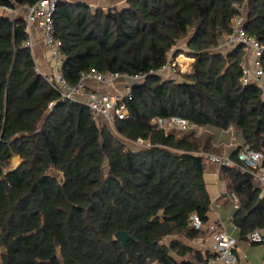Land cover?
Wrapping results in <instances>:
<instances>
[{"label": "trees", "instance_id": "obj_1", "mask_svg": "<svg viewBox=\"0 0 264 264\" xmlns=\"http://www.w3.org/2000/svg\"><path fill=\"white\" fill-rule=\"evenodd\" d=\"M37 1L0 0V7ZM242 5L247 32L264 41V0H127L108 10L59 2L55 29L69 83L90 68L148 73L133 87L119 135L85 104L60 99L36 71L24 16L0 13V264L207 262L209 254L185 240L202 234L192 213L208 222L211 207L201 153L216 149L213 134L197 128L233 126L241 144L264 154V92L240 81L243 46L219 49ZM183 39L196 58L193 73L167 79L158 70L185 53L177 47ZM170 115L193 128L166 133L151 123ZM138 138L152 145L127 146ZM15 154L21 164L5 171ZM229 155L238 161V149ZM221 173L238 196L233 220L247 239L264 229V197L238 167ZM118 230L133 236L126 250Z\"/></svg>", "mask_w": 264, "mask_h": 264}, {"label": "built area", "instance_id": "obj_2", "mask_svg": "<svg viewBox=\"0 0 264 264\" xmlns=\"http://www.w3.org/2000/svg\"><path fill=\"white\" fill-rule=\"evenodd\" d=\"M85 2L92 9L98 8L95 2L84 0H38L32 5L19 6L24 8V18L27 22L29 38L25 45L34 53L33 32L38 28L52 61L49 70H45L36 62V71L43 75L45 79L59 92L62 101H77L85 104L92 112L93 119L99 126L106 125L119 135L116 125L119 120L127 119L131 115L130 100L133 96L135 84L142 83L148 73H128L122 71H100L90 68L83 71L77 84H71L63 72L64 55L62 53V41L56 36L55 14L59 2ZM105 2L109 0H96ZM248 0H245L247 2ZM115 4H109L103 8H113ZM6 12H13L15 9L2 6ZM239 13L232 20V32L222 37L219 49L228 50L237 46H243L245 55L243 56L240 81L243 85L255 84L264 92V41L247 32L245 28V6H239ZM176 62L171 60L164 65L158 73L175 70ZM54 103L50 105L52 107ZM151 123L158 129L166 133L173 131H185L193 128L191 121L180 115H170L167 117L158 116L152 119ZM196 128V127H195ZM228 131L232 132L235 140V128L229 126ZM134 145L138 148L151 146L148 139L138 138ZM238 149V161L230 155L215 152H202L209 162L222 166H236L243 172H250L254 175L255 181L260 188V196L264 197V154L256 150L250 144H240ZM8 171V168L4 169ZM232 195L239 205L238 196ZM191 224L202 231L207 230L211 245H209V257L205 264H237L238 239L231 235L225 225L221 222L208 224L204 222L196 213L191 215ZM200 243L205 244L202 236H199ZM247 238L253 243L264 244V229H254L248 233Z\"/></svg>", "mask_w": 264, "mask_h": 264}, {"label": "crops", "instance_id": "obj_3", "mask_svg": "<svg viewBox=\"0 0 264 264\" xmlns=\"http://www.w3.org/2000/svg\"><path fill=\"white\" fill-rule=\"evenodd\" d=\"M84 1H92V0H84ZM95 2V0H93ZM109 1H105L102 3H108ZM18 7L17 5L15 8V11L13 12H6L2 7L1 10L6 12V14L15 16V13L18 12ZM23 15V14H22ZM33 38H34V57L35 60L38 64H40L45 70H49L50 66L52 64V61L49 57V53L47 51V48L45 46V43L43 41L41 32L38 28H35V31L33 32ZM193 60V59H192ZM194 62L192 63V65ZM193 66H191L192 68ZM200 134L202 133H212L213 134V146L215 147L216 151H213L215 153H223L229 155L231 151L235 150L242 142L238 136V131L235 129V140H233L232 132L228 131L227 129H209V128H204L200 127L199 129L197 128ZM18 157L19 161L15 164L20 165L22 162V158L19 154H15L12 157V161L14 157ZM19 167V166H18ZM10 170L15 169V167L12 166V168H8ZM204 178L206 182V187L208 190V193L211 198V207L208 212V224H212L214 222H221L225 225L227 231L235 236L238 241V248L236 250V253L238 255V263L237 264H250L249 259H248V251L243 250L240 248V244L242 243L243 240L247 241L248 243L251 244H257L261 245L264 247L263 243H253L250 242L247 239H240L239 237V229L234 223V214L237 209V203L232 195V192H229L228 190V184L227 181L223 178L222 173H221V167H219L217 164L209 162L208 161V168L206 169L204 173ZM205 241V244L202 245L200 243V239L196 238L194 240H189L185 239L186 242L197 249L201 250L203 254H208L209 252V245H211V240L209 239V233L207 230L202 231V234L200 235ZM242 250V253H240ZM262 261L264 263V253H263V258ZM155 264H161L158 262H155Z\"/></svg>", "mask_w": 264, "mask_h": 264}, {"label": "rangeland", "instance_id": "obj_4", "mask_svg": "<svg viewBox=\"0 0 264 264\" xmlns=\"http://www.w3.org/2000/svg\"><path fill=\"white\" fill-rule=\"evenodd\" d=\"M88 2H94V1L92 0V1H88ZM95 3L99 5L98 8H102L104 10L112 9V8H103L104 6H106V5L109 6V4H112V3L115 4V6H113V9L114 8H119L120 9V8L124 7L127 4V0H109V2L105 3V4L102 3V2L99 3V2H97L95 0ZM94 9H97V8H94ZM0 13H6V12L2 11L1 8H0ZM17 14H24V8H20L18 10V12L15 13V15H17ZM177 47L178 48H184V50H186V51H185V53L179 54L173 60L170 57V60L173 63L176 62V65L174 67L175 70L172 69L170 71H164V72H162L160 74L163 77L167 78V79L172 78V79H176L178 81H182V80H184V75H187V74L189 75V74L193 73L194 64L191 65V66H193L192 70L184 71L183 68H182L181 60H180L181 56L190 57L191 59H193L192 63L193 62L195 63L194 59H196V58L194 56L189 55L188 52L190 50L186 47V39L181 40L178 43ZM231 50H232V48H229L228 50H225L224 52L231 51ZM244 55H245V53H244ZM192 57H194V58H192ZM101 126H104V125H101ZM127 146L128 147L132 146V148H138L133 143H131V144L127 145ZM220 154H223V153H220ZM16 157H14L13 161L11 160V163H10L9 167H7V168H12V166L16 168L18 166V165L17 166L15 165L19 161V158L18 157L16 158ZM105 169H106V172L109 169L107 161L105 162ZM52 173L57 175L60 180L62 179L61 172H59L57 170H54V171H52ZM240 248H242L243 250H247L248 251L247 255H248V259H249L250 264H264L263 261H262L263 253H264V247H262L261 245H257V244H251V243H248L247 241L243 240L242 243L240 244ZM240 251H241L240 253H242V250H240ZM151 264H155V262H152Z\"/></svg>", "mask_w": 264, "mask_h": 264}, {"label": "water", "instance_id": "obj_5", "mask_svg": "<svg viewBox=\"0 0 264 264\" xmlns=\"http://www.w3.org/2000/svg\"><path fill=\"white\" fill-rule=\"evenodd\" d=\"M246 174L254 177V175L250 172H246ZM115 237L120 241L124 250H126L128 240L133 238V236L127 230H118L115 234Z\"/></svg>", "mask_w": 264, "mask_h": 264}, {"label": "bare ground", "instance_id": "obj_6", "mask_svg": "<svg viewBox=\"0 0 264 264\" xmlns=\"http://www.w3.org/2000/svg\"><path fill=\"white\" fill-rule=\"evenodd\" d=\"M181 63H182V68L184 71H189L191 70V65H192V59L187 56H181L180 58ZM17 158V157H16ZM14 160V159H13Z\"/></svg>", "mask_w": 264, "mask_h": 264}]
</instances>
